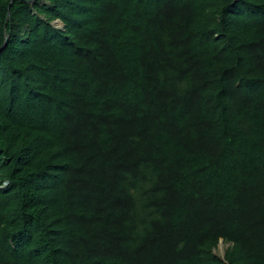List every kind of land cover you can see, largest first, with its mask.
I'll list each match as a JSON object with an SVG mask.
<instances>
[{
  "label": "trees",
  "instance_id": "16d2710c",
  "mask_svg": "<svg viewBox=\"0 0 264 264\" xmlns=\"http://www.w3.org/2000/svg\"><path fill=\"white\" fill-rule=\"evenodd\" d=\"M12 1L0 264H264V0Z\"/></svg>",
  "mask_w": 264,
  "mask_h": 264
},
{
  "label": "rangeland",
  "instance_id": "374dc122",
  "mask_svg": "<svg viewBox=\"0 0 264 264\" xmlns=\"http://www.w3.org/2000/svg\"><path fill=\"white\" fill-rule=\"evenodd\" d=\"M54 27L58 30H62L63 29V26L61 23L59 22H54L53 23ZM227 246L226 245H223V244H219L218 245V248L216 251H214V254L218 257H222L224 255V252L226 250Z\"/></svg>",
  "mask_w": 264,
  "mask_h": 264
},
{
  "label": "water",
  "instance_id": "95a60500",
  "mask_svg": "<svg viewBox=\"0 0 264 264\" xmlns=\"http://www.w3.org/2000/svg\"><path fill=\"white\" fill-rule=\"evenodd\" d=\"M14 1H22V0H13V1L10 3V5H11ZM22 2H24V1H22ZM24 3H29V4H31L32 2H24ZM4 48H5V44L0 48V52H1Z\"/></svg>",
  "mask_w": 264,
  "mask_h": 264
},
{
  "label": "clouds",
  "instance_id": "9594fccd",
  "mask_svg": "<svg viewBox=\"0 0 264 264\" xmlns=\"http://www.w3.org/2000/svg\"><path fill=\"white\" fill-rule=\"evenodd\" d=\"M59 23H60V22H59ZM4 185L6 186V184H4ZM1 188H3V187H1ZM219 244H223V242L220 241ZM223 245H224V244H223ZM227 247H228V246H227ZM223 256H224V255H223ZM223 256H222V257H223Z\"/></svg>",
  "mask_w": 264,
  "mask_h": 264
}]
</instances>
